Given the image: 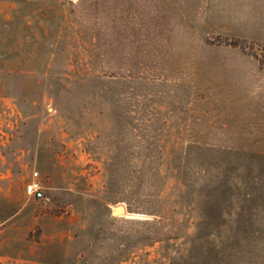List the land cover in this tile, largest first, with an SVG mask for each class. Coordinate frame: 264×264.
<instances>
[{
	"label": "rangeland",
	"instance_id": "rangeland-1",
	"mask_svg": "<svg viewBox=\"0 0 264 264\" xmlns=\"http://www.w3.org/2000/svg\"><path fill=\"white\" fill-rule=\"evenodd\" d=\"M0 261L264 264V0H0Z\"/></svg>",
	"mask_w": 264,
	"mask_h": 264
},
{
	"label": "built area",
	"instance_id": "built-area-1",
	"mask_svg": "<svg viewBox=\"0 0 264 264\" xmlns=\"http://www.w3.org/2000/svg\"><path fill=\"white\" fill-rule=\"evenodd\" d=\"M24 191L26 195L31 196L34 199L43 198V187L37 171L31 173V178L26 183Z\"/></svg>",
	"mask_w": 264,
	"mask_h": 264
},
{
	"label": "water",
	"instance_id": "water-1",
	"mask_svg": "<svg viewBox=\"0 0 264 264\" xmlns=\"http://www.w3.org/2000/svg\"><path fill=\"white\" fill-rule=\"evenodd\" d=\"M114 208L115 209H113V207L111 208L113 215L122 214L124 212L122 205H116Z\"/></svg>",
	"mask_w": 264,
	"mask_h": 264
},
{
	"label": "crops",
	"instance_id": "crops-1",
	"mask_svg": "<svg viewBox=\"0 0 264 264\" xmlns=\"http://www.w3.org/2000/svg\"><path fill=\"white\" fill-rule=\"evenodd\" d=\"M26 185V184H25ZM25 185H24V187H25ZM24 193H25V191H24Z\"/></svg>",
	"mask_w": 264,
	"mask_h": 264
},
{
	"label": "trees",
	"instance_id": "trees-1",
	"mask_svg": "<svg viewBox=\"0 0 264 264\" xmlns=\"http://www.w3.org/2000/svg\"><path fill=\"white\" fill-rule=\"evenodd\" d=\"M0 264H2V262L0 261Z\"/></svg>",
	"mask_w": 264,
	"mask_h": 264
}]
</instances>
